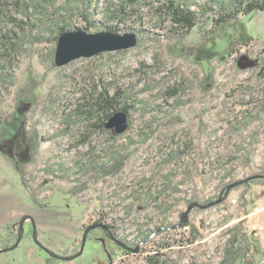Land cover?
I'll return each mask as SVG.
<instances>
[{
	"label": "rangeland",
	"instance_id": "obj_1",
	"mask_svg": "<svg viewBox=\"0 0 264 264\" xmlns=\"http://www.w3.org/2000/svg\"><path fill=\"white\" fill-rule=\"evenodd\" d=\"M46 3L28 21L9 11L0 20L20 37L0 44V236L28 216L36 239L26 219L0 264H146L156 253L217 264L238 223L264 264V184L222 191L264 172V10L182 39L134 28L133 48L57 67L48 27L63 0ZM117 88L130 106L126 131L88 132L73 110ZM193 202L212 205L181 219Z\"/></svg>",
	"mask_w": 264,
	"mask_h": 264
},
{
	"label": "trees",
	"instance_id": "obj_2",
	"mask_svg": "<svg viewBox=\"0 0 264 264\" xmlns=\"http://www.w3.org/2000/svg\"><path fill=\"white\" fill-rule=\"evenodd\" d=\"M51 0H0V20L4 17L12 20L6 12H13L29 19L31 9L44 7ZM53 2V1H52ZM55 7V6H54ZM264 10V0H63L60 7H55L51 15L55 21L48 27L51 40L55 45L58 36L65 31L82 29L87 33L110 32L123 34L129 31H142L144 27L158 28L172 37L182 39L197 26L209 27V31L221 32L237 22L240 17ZM80 22L81 27L75 26ZM23 25H29L24 20H18L16 27L24 29ZM16 39H20L13 30L5 33L0 31V44L15 45ZM21 98H18L20 100ZM127 95L120 88L109 92L103 89L75 108L72 114L88 122V132H103L110 134L104 125L115 112H124L129 120V108ZM22 100V99H21ZM6 129H2L3 137ZM115 135H113L114 137ZM115 163L117 162L116 159ZM121 165V164H120ZM105 168V167H104ZM110 167L109 169H112ZM119 168V167H118ZM105 169V173L112 171ZM23 180L22 171H18ZM264 176V172L257 174ZM264 184L263 179H252L245 182L250 184ZM227 184L223 186L225 192ZM240 185V186H242ZM236 186L234 188L240 187ZM243 192L242 197H244ZM190 204V203H189ZM11 225L5 226V236H0L2 249L11 247L18 239V229L10 230ZM104 227V226H102ZM192 239L195 238L192 227ZM262 253L259 240L253 235H247L242 223H238L227 230L222 256L217 264H256V254ZM146 264H176L169 259H164L161 254L148 256Z\"/></svg>",
	"mask_w": 264,
	"mask_h": 264
},
{
	"label": "water",
	"instance_id": "obj_3",
	"mask_svg": "<svg viewBox=\"0 0 264 264\" xmlns=\"http://www.w3.org/2000/svg\"><path fill=\"white\" fill-rule=\"evenodd\" d=\"M136 34L134 32H125L123 34H113L110 32H94L87 33L82 29L74 30V31H65L62 32L57 39L56 48L54 52V64L57 67H62L74 60L80 58H91L96 55H99L104 52H115L121 50H127L133 48L136 45ZM127 115L124 112H115L112 116L109 117L104 127L107 130H113L114 134L120 135L124 133L127 129ZM264 176H251L246 178L245 180H240L228 185L225 189V193H228L232 188L236 186H240L245 182L251 181L252 179H262ZM212 203L206 205H200L197 202H193L189 204L186 212L181 215V219H183L186 214L193 209L194 207L200 209H206L210 207ZM26 219H30L33 228V238L35 239V226L32 218L25 217L22 218L19 224V237L16 243L9 247L0 250V252H5L8 250H12L17 247L18 243L21 239L22 225ZM102 227V225H98ZM95 226H93L94 228ZM85 243V237L82 239L81 249L83 248ZM37 245L44 250L47 254L51 255L49 249L45 248L43 245L37 242ZM72 258H62L66 260H72ZM61 259V258H60Z\"/></svg>",
	"mask_w": 264,
	"mask_h": 264
},
{
	"label": "flooded vegetation",
	"instance_id": "obj_4",
	"mask_svg": "<svg viewBox=\"0 0 264 264\" xmlns=\"http://www.w3.org/2000/svg\"><path fill=\"white\" fill-rule=\"evenodd\" d=\"M98 225H100V224L99 223L93 224V226H95L94 230H101V227H99Z\"/></svg>",
	"mask_w": 264,
	"mask_h": 264
}]
</instances>
